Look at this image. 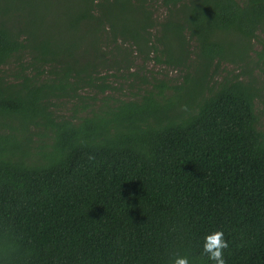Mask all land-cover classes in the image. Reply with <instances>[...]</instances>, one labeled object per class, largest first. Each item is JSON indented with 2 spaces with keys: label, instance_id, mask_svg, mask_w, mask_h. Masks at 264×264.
Returning a JSON list of instances; mask_svg holds the SVG:
<instances>
[{
  "label": "trees",
  "instance_id": "1",
  "mask_svg": "<svg viewBox=\"0 0 264 264\" xmlns=\"http://www.w3.org/2000/svg\"><path fill=\"white\" fill-rule=\"evenodd\" d=\"M263 96L264 0H0V264H264Z\"/></svg>",
  "mask_w": 264,
  "mask_h": 264
},
{
  "label": "rangeland",
  "instance_id": "2",
  "mask_svg": "<svg viewBox=\"0 0 264 264\" xmlns=\"http://www.w3.org/2000/svg\"><path fill=\"white\" fill-rule=\"evenodd\" d=\"M3 1L4 0H1V2H3ZM258 48H259V46L256 43H254L253 50L258 49ZM250 55L253 57L255 56L254 53H252ZM223 66L225 67L226 70H231L234 72L238 71L237 67L232 63H227V64L225 63ZM145 67H147L146 70H151V72L154 73L155 76L158 78H163L165 80L171 79L172 81H176L177 79H180L178 76L179 72L175 69L167 68L163 65L162 66H160V65L154 66L153 62H149L148 64L145 65ZM13 69H14L13 66H7L6 67L5 74L7 77L8 76L10 77V75H8V74L10 72H12ZM220 74H224V73L222 71H220ZM126 81H127V79L123 80L121 78H117L114 80L113 85H114V87H118L119 84H122V87H123L126 95L130 96ZM114 95L117 96V89H115ZM256 109H257V113H258V126L264 130V96L261 97V99L256 101Z\"/></svg>",
  "mask_w": 264,
  "mask_h": 264
},
{
  "label": "clouds",
  "instance_id": "3",
  "mask_svg": "<svg viewBox=\"0 0 264 264\" xmlns=\"http://www.w3.org/2000/svg\"><path fill=\"white\" fill-rule=\"evenodd\" d=\"M227 247L228 243L221 230H215L203 236L202 252L206 253L208 260L214 264H226L223 250ZM170 264H190V260L188 256L177 255L171 259Z\"/></svg>",
  "mask_w": 264,
  "mask_h": 264
}]
</instances>
